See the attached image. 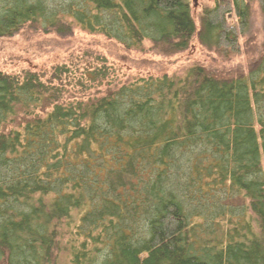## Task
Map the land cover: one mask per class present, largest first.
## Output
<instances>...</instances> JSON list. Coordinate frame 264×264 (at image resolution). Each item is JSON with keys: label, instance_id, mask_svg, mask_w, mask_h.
<instances>
[{"label": "trees", "instance_id": "1", "mask_svg": "<svg viewBox=\"0 0 264 264\" xmlns=\"http://www.w3.org/2000/svg\"><path fill=\"white\" fill-rule=\"evenodd\" d=\"M250 9L217 0L198 30L188 0H0V38L79 29L173 54L196 37L228 55ZM50 75L0 69V264H264V54L239 75L111 87L101 57Z\"/></svg>", "mask_w": 264, "mask_h": 264}, {"label": "rangeland", "instance_id": "2", "mask_svg": "<svg viewBox=\"0 0 264 264\" xmlns=\"http://www.w3.org/2000/svg\"><path fill=\"white\" fill-rule=\"evenodd\" d=\"M188 1L199 30L202 13L206 8L214 7L217 0ZM243 1L250 5L251 15L249 28L240 36L236 53L217 54L202 46L196 37L190 49L172 54L162 49L153 50L149 43L143 49L128 50L102 35H90L79 29L70 33L44 34L29 27L11 37L0 38V69L14 73L30 68L48 77L57 65L64 62L101 57L117 72V80L112 81L111 87L140 77L183 75L192 66H202L216 74H247L264 54V24L260 0ZM236 21L234 17L233 22Z\"/></svg>", "mask_w": 264, "mask_h": 264}]
</instances>
